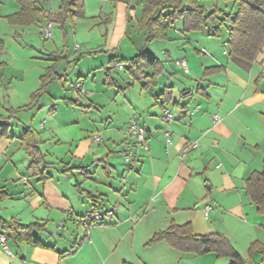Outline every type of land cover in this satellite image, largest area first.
<instances>
[{
	"label": "crops",
	"instance_id": "obj_1",
	"mask_svg": "<svg viewBox=\"0 0 264 264\" xmlns=\"http://www.w3.org/2000/svg\"><path fill=\"white\" fill-rule=\"evenodd\" d=\"M12 1L0 0V9L10 8V13L0 15V23L5 22L13 29L22 26L11 25L6 19L20 11V5ZM130 2L132 0L102 1L101 11L96 13L104 14L108 22L114 19L116 22L109 37L110 60L116 57L132 59L117 56V51L123 52L122 46L129 39L131 18L127 9L135 8ZM55 3L56 0L51 6ZM227 4L223 11L230 10L231 3ZM211 6L207 7L209 12L216 4L214 8ZM42 9L43 16L37 23L45 26L52 22L54 25L58 12L46 6ZM174 30L183 34V27ZM208 31L211 36L210 27ZM15 35L22 34L16 32ZM170 36L172 40L176 39L171 32ZM221 36L226 37V34L221 33ZM227 40L228 36L225 46ZM4 46L0 38V85L7 81L10 61L9 56L2 57ZM145 49L141 50L148 52ZM209 52V64L203 66L200 81L196 80L177 93L173 84L159 83L165 74L172 80L176 72L177 68L171 65L170 52L165 51L167 59L156 57L162 63L158 86L148 90L142 88V92L150 93L151 104L140 117L135 116L146 129V147L135 149L136 158L131 164L125 162L124 155L134 149L128 132L134 117L127 121L124 130L110 123L104 131L107 144L101 137L102 141L96 142L95 138L99 136L92 137L98 148L94 150L90 146L75 156L79 146L91 138L90 132L82 129L75 120L55 123L60 113L51 109L49 130L54 141L73 149L70 151L72 157H68L62 170L68 181L65 188L52 184L53 176L48 171L53 168V163H47L38 145L39 141H44L42 137L39 141L35 138L43 157L41 160L32 157L22 141L32 127L22 122L21 114L27 112L34 116L44 112L45 107L39 105L40 98L28 107L36 91L26 96L30 100L28 104L19 106L13 105V91L6 92L10 109L6 108L4 98L3 104L0 103V110L9 111L8 116L0 114V194H6L8 197L4 200H8L0 204V217L7 222L41 227L34 229L31 235L43 247L27 242L11 245L9 242L8 246L14 247L16 252L10 250L13 256H9L0 246V264H130L132 256L140 260L139 264L230 263L229 259H218L215 254L184 255L164 242L154 245V261L143 256L146 251L138 252V248L172 223L191 224L194 233L200 236L222 235L245 259H248L253 242L264 245V215L258 213L246 195L247 179L254 172H261L264 162V51L250 70L232 63L229 51L222 55ZM178 68L186 75L190 74L189 69L186 73ZM207 68L218 70L205 76ZM118 69L126 72L128 68ZM169 88L170 92H167ZM165 92L170 93V97L158 99ZM65 100L76 108L87 107L78 99ZM88 107L93 109L95 105L92 103ZM99 108H105V105H97L95 109L99 111ZM104 112L105 109L101 117L108 124L111 118L106 119ZM165 113L172 116V121L165 119ZM215 116L219 122H215ZM2 125L6 127L1 128ZM40 127L44 129V123ZM102 142L103 148L100 147ZM195 144L197 147L193 148ZM76 160L80 165L73 166L77 164ZM93 167L95 171L92 172ZM67 170L71 172L65 173ZM207 206L212 207L209 214L205 212ZM92 210H112L115 216L108 224L91 227L75 222L76 218L86 217ZM68 211L74 216L68 215ZM129 222L134 224L132 232L126 230ZM49 226H57L56 236ZM251 261L261 264L262 256L255 254Z\"/></svg>",
	"mask_w": 264,
	"mask_h": 264
},
{
	"label": "rangeland",
	"instance_id": "obj_2",
	"mask_svg": "<svg viewBox=\"0 0 264 264\" xmlns=\"http://www.w3.org/2000/svg\"><path fill=\"white\" fill-rule=\"evenodd\" d=\"M13 1L17 2L16 0ZM53 1L43 3L42 6L50 7L58 12L60 0H56L52 7ZM144 2L145 0H132V3L130 2L131 7L135 8L127 9L129 19L131 18L129 20V39L122 46L123 52L119 53L117 51V56L123 55L124 57L133 58L138 55L141 49L147 48L145 50L163 60L167 59L165 51H169L172 57L171 65L177 69L172 80L165 74L159 80L160 84L166 83L168 86L173 84L175 92H180L186 86L196 83V80L200 81L203 66L209 64V51L218 52L222 55L224 51L229 50L224 44L228 36V30L225 27L222 33H225L226 37L221 35L219 37L210 36L208 28L199 33L180 34L174 29L182 30V27L184 28L183 20L178 21L171 30L173 37H176V39L147 43V34L141 28ZM207 2L211 3H209V5H212L211 8H214L213 5L216 4L221 10L227 9L226 6L229 5L224 0H201L202 5ZM209 5L205 4L204 6L207 8ZM101 6L102 0H84V12L87 14H84L82 18L68 21L64 29L55 22L52 30L53 38L50 40L44 38V25L41 23H35L28 27H14L13 29L5 22L0 23V38L5 44L2 57H10L8 75L6 76L7 81L4 79V84L0 85L1 104L5 101L6 108L10 109L6 94L9 89L13 91L14 106L24 105V103L28 104L30 100L26 96L41 89L42 77L46 76L51 69L55 70V73L47 81L46 92L42 94L39 100V105L45 107L44 112L34 116L27 112L22 113L20 119L32 127V132L37 141H39L40 137L44 140L43 142L39 141L38 145L43 155L46 156L47 163H53V168L48 171L53 176L52 184L60 188L67 187L66 182L68 181L62 170L66 167L68 157H72L73 154L71 155L70 151L72 152L73 149L71 150L68 145L56 144V141H54L49 130L52 121L48 114H50L51 109L54 108L60 113L56 117L55 123L66 119L75 120L80 123L82 129L90 132L91 138L79 146L76 154L73 152L75 156H78L79 152L81 153L83 149L87 150L90 146L94 150L98 148V144L92 141V137L99 136L103 139L104 144L108 143L104 131L105 128L109 127L110 123L112 126L121 127L124 130L129 119L134 117L138 120L135 116L140 117L141 112L149 108L151 104L149 101L150 93L142 92L141 83L134 82L123 70L117 69V71L108 72L107 68L110 60L108 56V53H110L108 51L110 50L109 37L116 22L115 19L113 22H108L105 20L104 14H96L97 11H101ZM9 11L10 8L6 10L0 9V15L10 13ZM108 31L110 33L109 36ZM16 32L22 35L16 36ZM77 46L79 49H76ZM61 57L63 58L59 59ZM66 57L69 59L68 61H66ZM181 59H185L187 62L190 70L189 75L183 73L176 66L175 63ZM103 66L104 68H102ZM146 73L151 74L153 70L149 69ZM112 80L117 83V87L107 85V82L111 84ZM127 82L133 85L127 87ZM65 99H68V101L78 99L81 104L87 107L82 109L73 107L68 105ZM147 100L148 104L146 103ZM92 103L95 108L97 105H105V108H99V111L95 108L91 109L88 105ZM104 109L103 115H105L106 119L107 117L111 118L108 124L101 117ZM138 109H141V111ZM173 111H177V109ZM0 114L8 116L9 111L0 110ZM41 123H44V129L40 127ZM103 146L102 142L100 147L103 148ZM76 161L77 164H73V166L80 165V161ZM86 165L88 166L87 163ZM41 168L43 169L42 166ZM93 171H95V167L92 168ZM7 200L1 201L0 204ZM133 227L134 224L129 222L126 230L132 232ZM48 229L56 236L57 226H49ZM128 239L130 241V235ZM149 241L143 244L140 249L138 248V252L146 251L145 253L141 252L143 256L149 261H154L156 260L153 254L154 246L148 245ZM10 244L12 245L13 243L10 242ZM11 245H9V249L16 252V249ZM49 261L51 262V260ZM130 261V264L140 263V260L135 256H132ZM175 263L179 264L181 261ZM248 263L253 264L251 260Z\"/></svg>",
	"mask_w": 264,
	"mask_h": 264
},
{
	"label": "trees",
	"instance_id": "obj_3",
	"mask_svg": "<svg viewBox=\"0 0 264 264\" xmlns=\"http://www.w3.org/2000/svg\"><path fill=\"white\" fill-rule=\"evenodd\" d=\"M20 5V11L8 16L6 19L11 25L28 27L39 21L43 14L42 4L51 0H16ZM231 3L229 11H223L216 5L211 12L201 4V0H145L142 30L147 34V43L154 41H172L170 32L180 20L184 21L183 33H199L206 28H211V36L219 37L221 28L228 30L226 46L229 51L230 61L239 67L250 70L258 61L264 51V0H224ZM84 0H60V7L55 17L62 29L68 21L84 17ZM108 72L127 66V75L134 82L142 83L143 90L158 86V78L162 72V63L152 54L141 50L132 59L121 57L112 58L109 62ZM54 69V68H53ZM152 69L153 74L147 75L146 71ZM217 68L205 69L204 75L208 76ZM55 70H50L42 77V88L32 95L31 105L46 92L47 81ZM110 76V75H109ZM110 87H117L113 80ZM131 87V85H127ZM125 87V88H127ZM124 88V89H125ZM170 92V88L167 89ZM165 92L159 96L170 97ZM17 113V112H16ZM2 125L1 128H5ZM3 135V134H1ZM2 137V136H0ZM27 151L35 159L41 160L40 150L32 131H28L22 139ZM69 173L70 171H64ZM246 195L251 204L257 207L260 215H264V162L261 172H254L246 181ZM8 196L0 194V202ZM37 226H24L14 221L7 222L0 217V234L7 236L8 243L19 245L24 242L41 246L43 245L31 235ZM166 243L173 250L196 257L206 254H215L218 259H229V264H248L255 254L262 256L261 264H264V245L253 242L248 250V259L233 247L230 241L222 235L212 234L207 236L196 235L191 224L176 225L172 223L166 230L155 234L148 245Z\"/></svg>",
	"mask_w": 264,
	"mask_h": 264
},
{
	"label": "built area",
	"instance_id": "obj_4",
	"mask_svg": "<svg viewBox=\"0 0 264 264\" xmlns=\"http://www.w3.org/2000/svg\"><path fill=\"white\" fill-rule=\"evenodd\" d=\"M104 1H108V0H102ZM52 29H53V23L52 22H47L44 26L43 29V36L46 40H50L53 38V33H52ZM76 49H79V47L77 46ZM176 65L180 68H182L186 73L189 72L188 68H187V64L185 61H177ZM165 119L167 121H172V116L169 113H165ZM215 122H219V118L218 116L214 117ZM128 132L133 140V150H130L128 152L125 153L124 158H125V162L127 164H131L133 163V161L136 158V152L135 149H140V148H145L146 147V142H147V134H146V129L143 125L140 124V122L136 119H132L129 123V128H128ZM96 142H100L102 141V139L100 137L95 138ZM169 144L171 143L170 140L167 141ZM197 144H195L193 146V148H196ZM26 182V180H24ZM212 211V207L211 206H207L205 208V212L206 214H209ZM68 215H73L72 211H68L67 212ZM115 216V212L112 210L106 211V212H100L98 210H92L90 211L86 217H82V218H76V223L77 224H82L84 226L87 227H91L94 225H99V224H108L109 222L112 221V219ZM137 220H139V218H137ZM0 246L1 248L9 255V256H13L9 246H8V240H7V236L5 234H0Z\"/></svg>",
	"mask_w": 264,
	"mask_h": 264
}]
</instances>
